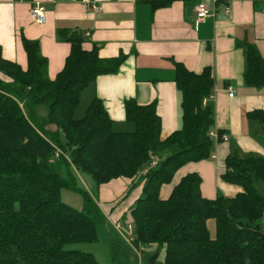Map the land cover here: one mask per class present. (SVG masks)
Segmentation results:
<instances>
[{
    "label": "trees",
    "instance_id": "16d2710c",
    "mask_svg": "<svg viewBox=\"0 0 264 264\" xmlns=\"http://www.w3.org/2000/svg\"><path fill=\"white\" fill-rule=\"evenodd\" d=\"M194 1L150 4L156 11ZM61 37L71 51L55 80L48 77L49 63L37 41L23 39L26 71L6 60L0 46V73L8 79L0 78V264H101L91 253L67 249L96 243L106 221L98 199L81 184L80 176H89L98 189L117 179H135L145 169L139 198L128 207L123 200L114 209L121 210L116 224H133L135 247L157 246L149 264H264V196L255 186L264 185V157L229 154L220 179L241 190L232 196L204 198L202 178L193 173L182 178L169 199L160 198L162 186L171 183L180 168L211 159L215 140L223 142V130H217L218 139L211 136L213 69L196 73L174 62L182 126L166 139L156 101L140 105L126 100V120L135 129L117 132L99 98L85 117L76 119L75 114L83 91L100 76L117 74L125 57L102 59L97 48H83L81 34L63 32ZM236 47L245 55V84L264 89L260 51L247 39L237 40ZM41 108H46V115ZM246 117L259 123L264 134V110L250 111ZM58 150L69 160L57 156ZM153 157L159 159L155 168ZM63 190L83 198L82 210L63 202ZM210 221L215 222V237ZM162 250L164 260L159 261Z\"/></svg>",
    "mask_w": 264,
    "mask_h": 264
},
{
    "label": "crops",
    "instance_id": "0c3cea01",
    "mask_svg": "<svg viewBox=\"0 0 264 264\" xmlns=\"http://www.w3.org/2000/svg\"><path fill=\"white\" fill-rule=\"evenodd\" d=\"M93 1L101 7L100 12L86 9L79 0H0L3 57L26 71L29 64L23 39L37 41L49 63L48 77L55 80L71 51L61 33L81 34L85 50L97 48L102 59L123 56L126 60L117 74L100 76L83 91L76 119L85 117L88 107L99 98L114 121V130L133 132L135 126L126 120L124 102L134 99L140 105H148L156 101L163 139L182 126L174 62L183 63L196 73L211 67L216 78L215 95L210 100L215 109L213 132L223 130L229 139L221 143L215 140L211 159L190 162L180 168L171 183L162 186L160 198L169 199L182 178L193 173L202 178L204 198L214 200L241 191L223 184L220 174L232 152L241 157L259 156L256 153L260 146L253 130L256 123L248 120L246 114L264 110V89L245 84V55L236 47V41L249 40L264 57V0H207L215 16L201 25L195 15L196 0L188 5L176 2L156 11L150 4L152 0ZM36 4L46 9L44 25L31 17ZM227 7L231 15L226 13ZM230 87L236 92L233 98L229 97ZM167 156L165 153L164 158ZM145 172L146 169L135 179H117L97 189L100 207L108 220L116 224L121 218V210L114 209L119 202L125 200L128 207L139 198ZM210 224L214 225L216 235L215 222H209V231Z\"/></svg>",
    "mask_w": 264,
    "mask_h": 264
},
{
    "label": "rangeland",
    "instance_id": "374dc122",
    "mask_svg": "<svg viewBox=\"0 0 264 264\" xmlns=\"http://www.w3.org/2000/svg\"><path fill=\"white\" fill-rule=\"evenodd\" d=\"M0 78L5 80L7 79L1 73ZM44 109L46 110V108L40 109L43 115L45 114ZM255 123L256 125L253 129L254 136L257 139V144L260 146V151L256 154L264 157V134L259 123ZM59 155H62L65 159L69 160L70 156L68 154L66 155L61 150H58L57 156ZM242 156L246 157L247 155L242 154ZM80 177L81 184L84 185V187L98 200H100V193L97 191V186L94 184L92 179L86 175H81ZM255 186L264 196V185L261 183H255ZM62 200L77 210H82L83 208V198L79 194H76L72 191L63 190ZM103 214L105 215V213ZM105 218V223L99 228V240L96 243L69 245L67 246V249L91 253L101 264H149L150 256L154 254L157 246L153 245L151 247H135L133 244L135 235L134 228L132 231L129 230L127 228V223L125 221H121L122 229H118L115 223H113L111 220H108L106 216L104 219ZM211 222L214 223L213 221H210V223ZM262 225L264 230V218L262 220ZM210 231L214 237L215 231L213 224H210ZM163 255L164 253L162 251L159 261L163 260Z\"/></svg>",
    "mask_w": 264,
    "mask_h": 264
},
{
    "label": "built area",
    "instance_id": "2783aa9c",
    "mask_svg": "<svg viewBox=\"0 0 264 264\" xmlns=\"http://www.w3.org/2000/svg\"><path fill=\"white\" fill-rule=\"evenodd\" d=\"M79 1L86 9H92L93 11H96V12L101 11V7L98 6V4L96 2H94L93 0H79ZM197 1H198V4H197L196 9H195V15L197 16V23L199 25L205 24L210 17L215 16V11L211 10L207 6V4H206L207 0H197ZM226 13L228 15H231V9L227 7ZM31 17L36 23H38L40 25H44L47 21L45 7L42 6L41 4H36L31 11ZM235 93H236L235 90L232 87H230L229 88V97L233 98L235 96ZM213 97H211V99H213ZM211 136L215 139H218L217 132H212ZM228 139H229V136L227 134H225L223 136V141H226ZM152 161H153L152 166L157 167L159 164V160L153 157ZM263 216H264V214H263ZM116 226L118 229H122L121 223L116 224ZM127 228L132 231L134 228L133 224L127 223Z\"/></svg>",
    "mask_w": 264,
    "mask_h": 264
}]
</instances>
